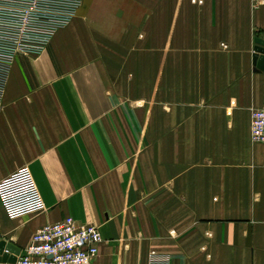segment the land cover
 <instances>
[{"label": "crops", "instance_id": "0c3cea01", "mask_svg": "<svg viewBox=\"0 0 264 264\" xmlns=\"http://www.w3.org/2000/svg\"><path fill=\"white\" fill-rule=\"evenodd\" d=\"M263 34L264 0H82L12 63L0 239L70 216L98 227L91 264H264Z\"/></svg>", "mask_w": 264, "mask_h": 264}, {"label": "built area", "instance_id": "2783aa9c", "mask_svg": "<svg viewBox=\"0 0 264 264\" xmlns=\"http://www.w3.org/2000/svg\"><path fill=\"white\" fill-rule=\"evenodd\" d=\"M81 3L82 0H0V110L15 57L45 50ZM250 138L264 143V91L260 106L251 111ZM100 242L96 225L78 224L66 216L36 229L30 243L21 250L23 254L8 264H91ZM148 264H169V257L150 250Z\"/></svg>", "mask_w": 264, "mask_h": 264}, {"label": "water", "instance_id": "95a60500", "mask_svg": "<svg viewBox=\"0 0 264 264\" xmlns=\"http://www.w3.org/2000/svg\"><path fill=\"white\" fill-rule=\"evenodd\" d=\"M252 63L256 70L264 71V34L254 38ZM21 249L5 239H0V261L14 263Z\"/></svg>", "mask_w": 264, "mask_h": 264}]
</instances>
